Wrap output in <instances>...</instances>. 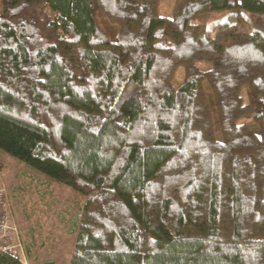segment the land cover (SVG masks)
Instances as JSON below:
<instances>
[{
    "label": "trees",
    "instance_id": "trees-1",
    "mask_svg": "<svg viewBox=\"0 0 264 264\" xmlns=\"http://www.w3.org/2000/svg\"><path fill=\"white\" fill-rule=\"evenodd\" d=\"M160 1L3 0L0 149L85 196L69 264H264V0Z\"/></svg>",
    "mask_w": 264,
    "mask_h": 264
},
{
    "label": "rangeland",
    "instance_id": "rangeland-1",
    "mask_svg": "<svg viewBox=\"0 0 264 264\" xmlns=\"http://www.w3.org/2000/svg\"><path fill=\"white\" fill-rule=\"evenodd\" d=\"M172 9L173 0L160 1V14L171 16ZM2 11L3 0H0V13ZM228 13V10L214 11L208 15L197 16L193 20L197 23H206L213 30L214 22L225 20ZM98 18L110 33V38L114 40L118 27L100 14ZM182 72L183 68H180L174 81L177 86L181 83ZM204 87L216 117L208 82H204ZM245 101H251L248 91L245 94ZM244 121L256 132H260L259 126L252 120ZM215 122L218 127L216 120ZM0 184L5 185L9 191L11 216L20 229L25 248L26 245H31L34 257H38L40 261L54 259L57 264H69L77 239V233L70 232V229L81 213L85 196L1 149ZM26 258L27 263H30L29 258Z\"/></svg>",
    "mask_w": 264,
    "mask_h": 264
},
{
    "label": "built area",
    "instance_id": "built-area-1",
    "mask_svg": "<svg viewBox=\"0 0 264 264\" xmlns=\"http://www.w3.org/2000/svg\"><path fill=\"white\" fill-rule=\"evenodd\" d=\"M18 225L11 216V199L5 185L0 184V251L27 263V254Z\"/></svg>",
    "mask_w": 264,
    "mask_h": 264
}]
</instances>
